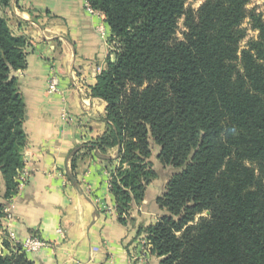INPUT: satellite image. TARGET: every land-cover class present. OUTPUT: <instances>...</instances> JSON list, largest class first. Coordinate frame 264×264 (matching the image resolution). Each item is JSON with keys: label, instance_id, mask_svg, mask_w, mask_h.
<instances>
[{"label": "trees", "instance_id": "trees-1", "mask_svg": "<svg viewBox=\"0 0 264 264\" xmlns=\"http://www.w3.org/2000/svg\"><path fill=\"white\" fill-rule=\"evenodd\" d=\"M86 1L116 45L87 88L106 104V129L86 149L119 148L109 188L118 220L127 223L156 178L153 143L174 170L156 199L162 215L144 229L159 264H264V13L249 15L258 35L239 56L250 0H206L196 12L186 0ZM26 43L0 16L3 198L24 165V103L11 73L25 68ZM0 264L33 263L19 249Z\"/></svg>", "mask_w": 264, "mask_h": 264}, {"label": "crops", "instance_id": "crops-1", "mask_svg": "<svg viewBox=\"0 0 264 264\" xmlns=\"http://www.w3.org/2000/svg\"><path fill=\"white\" fill-rule=\"evenodd\" d=\"M87 4L10 0L4 7L12 35L27 43L25 68L12 73L25 112L23 179L4 202L0 252L22 251L31 238L42 244L25 252L33 264H159L140 240L162 215L156 199L170 178L167 167L155 171L122 224L109 189L119 148L86 149L106 129V104L87 88L106 64L111 36L104 15L90 14Z\"/></svg>", "mask_w": 264, "mask_h": 264}, {"label": "rangeland", "instance_id": "rangeland-1", "mask_svg": "<svg viewBox=\"0 0 264 264\" xmlns=\"http://www.w3.org/2000/svg\"><path fill=\"white\" fill-rule=\"evenodd\" d=\"M205 1L206 0H186L185 8L187 10H192L193 12H196L198 10V8ZM4 7H6V6H3V5L0 4V16L6 19V15L4 14ZM246 10H247V17H246V19L244 20V22H243V24L241 26V28L245 31V38L240 42V45H239V56H240V51L246 49L247 46H248V43L250 41L257 39L258 32L252 28L249 15L251 13L263 14L264 13V1L263 0H250L248 5L246 6ZM6 21H7V19H6ZM185 32H186V29L184 27V19L182 18L178 22V27H177L174 39L176 41H183V35H184ZM108 45H109V56H110V59L113 60L114 59L113 52L116 50V45L111 43V42H109ZM237 65L239 66V68L241 67L239 61L237 62ZM12 73H11V76H12ZM151 149H152V157H151L150 161L152 162L154 170L159 173V169H160V167L162 165H160V163L156 159V156H157V153H158V148L152 143L151 144ZM22 158H23V156H22ZM23 162H24V160H23ZM163 168L166 169L165 167H163ZM173 173H174V170L167 167L165 175L167 177H171V175ZM19 177H20V173L15 178V182H16L17 186L19 184V182H18L19 181ZM4 190H5L4 187L1 186V188H0V204L3 205V206H2L1 215H0V227H2L1 226V221H2V218L4 216V211H3L4 210V202L6 200L10 199L12 197V195H13L12 194L9 198H3L2 195L5 192ZM201 217H208V213L206 212V213H203L202 215H198L195 218L193 224H196ZM0 232H2V231L0 230ZM142 232H143V236H142V238L140 240V246H144V247L145 246L146 247L150 246L149 242L146 239V233L144 232V230ZM1 234L2 233H0V235ZM145 251L147 252V250H145ZM21 252L25 255L24 251H21ZM0 256H9V255H6V254H3L2 252H0Z\"/></svg>", "mask_w": 264, "mask_h": 264}, {"label": "built area", "instance_id": "built-area-1", "mask_svg": "<svg viewBox=\"0 0 264 264\" xmlns=\"http://www.w3.org/2000/svg\"><path fill=\"white\" fill-rule=\"evenodd\" d=\"M86 10L87 12H89L90 14H94L95 11L87 4L86 5ZM55 85H56V82L55 80H52L51 81V88H50V91L53 92L55 91ZM21 178V177H20ZM19 178V179H20ZM23 178H21L22 180ZM19 184H20V180L18 181ZM18 184V185H19ZM42 246V244L40 242H38L36 239H27L25 240V242H23V248H22V251L24 252H30V251H34L36 250L38 247Z\"/></svg>", "mask_w": 264, "mask_h": 264}]
</instances>
